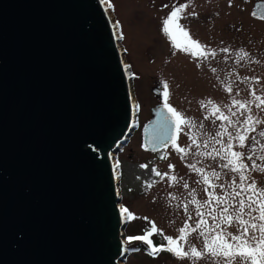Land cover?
<instances>
[{
    "label": "water",
    "instance_id": "95a60500",
    "mask_svg": "<svg viewBox=\"0 0 264 264\" xmlns=\"http://www.w3.org/2000/svg\"><path fill=\"white\" fill-rule=\"evenodd\" d=\"M251 14H264V0ZM119 38L101 0H0V264L124 258L108 152L137 121ZM162 108L141 126L146 149Z\"/></svg>",
    "mask_w": 264,
    "mask_h": 264
},
{
    "label": "rangeland",
    "instance_id": "374dc122",
    "mask_svg": "<svg viewBox=\"0 0 264 264\" xmlns=\"http://www.w3.org/2000/svg\"><path fill=\"white\" fill-rule=\"evenodd\" d=\"M254 1L110 0L113 7L102 2L112 14L116 34L122 33L118 45L122 50L124 62L130 65L133 72L131 93L135 98L137 125L120 148L110 152L116 170L114 180L117 181L115 186L120 198L118 206L120 209L122 206L127 207L135 217L126 219L124 237L141 234L142 228L151 225L152 222H155L158 229L163 230L164 235L175 237L179 235V228L186 219V214L178 205L186 198L188 190L183 189L180 184L171 182L168 177L163 179L157 177L152 171L154 168L162 175L168 172L169 176L183 177L190 187L197 188L198 193L203 187L194 183L199 177L187 167L191 158L181 159V153L171 145L155 151L142 147L141 126L151 116V106L163 102V95L155 94L152 88L159 85L162 89V82L167 81L169 103L186 116L193 117L196 122H203L205 130L214 132L215 126L211 121L203 119L207 112L200 107L199 101L212 98L221 106L230 103L231 96L224 90L221 80L235 81L231 95H235L239 89L240 98L248 97V84L243 81V77H260L261 85H264V20L251 14ZM180 4L188 5L182 13L184 18L180 23L187 28L193 39L217 51L221 47H229L233 51L243 48L250 53L248 59L253 62L249 63L246 60L237 65L231 53L228 54V60L224 59V53H219L215 59L198 66L197 58L176 48L171 37L162 31L164 19L174 6ZM116 22H119L118 27ZM177 40L182 42L184 38L177 33ZM256 60L260 62L255 63ZM211 67H216L217 72L212 73ZM229 72L239 73L241 79H237L235 74L229 77ZM253 113L264 118V112L254 106ZM177 143L187 146L191 141L182 132ZM142 164L148 167H140ZM169 164L175 168H169ZM252 175L261 182L263 174ZM145 182L152 183V187H148ZM170 192L177 196V200H171L168 196ZM200 195L203 196L202 193ZM124 217L126 218V214ZM145 217L148 219H144ZM164 235L155 236L166 244ZM123 241L126 243L125 238ZM189 241L195 243L197 247L201 244L195 233L189 236ZM125 249L129 248L126 246ZM139 249L136 252L126 250L124 258L118 260V263L192 264L191 260H181L170 252L162 251L158 255L149 256Z\"/></svg>",
    "mask_w": 264,
    "mask_h": 264
},
{
    "label": "snow or ice",
    "instance_id": "6c2138e0",
    "mask_svg": "<svg viewBox=\"0 0 264 264\" xmlns=\"http://www.w3.org/2000/svg\"><path fill=\"white\" fill-rule=\"evenodd\" d=\"M102 2L113 7L110 0ZM187 7V4L174 6L163 21L162 31L171 37L176 48L197 58L198 66L215 59L219 53L225 54V60L229 59L228 54L231 53L237 65L246 60L253 62L248 59L250 53L243 48L233 51L229 47H221L217 51L193 39L180 23ZM260 19L264 20V14ZM118 25L119 22H116ZM177 33L184 38L182 42L177 40ZM118 36L122 37V33H118ZM210 70L217 72L216 67ZM234 74L241 79L239 73L229 72L228 76ZM242 79L248 84L247 98H240L239 89L235 95H231L235 81L221 80L224 90L231 96L230 103L221 106L212 98L199 101L200 107L207 112L203 119L211 121L215 126L214 132L205 130L203 122L198 123L173 107L169 103V84L162 82L163 108L160 111L166 114L162 115L164 123L156 137L158 143H152V150L171 145L181 153V159L191 158L187 167L199 177L194 183L203 187L198 193L197 188L190 187L183 177L169 176L168 172L162 175L154 168L152 171L157 177H168L171 182L188 190L186 198L178 205L182 207L186 219L175 237L164 235L163 230L152 222L143 235L127 236L128 243L141 241L150 255L168 251L181 260H191L192 264L201 261L204 264H264V182L257 181L252 175L264 174V127H260L264 125V118L253 113V106L264 112V85L257 76ZM182 132L191 141L187 146L177 143ZM140 167L148 166L142 164ZM169 168L174 169L175 166L169 164ZM145 183L152 187V183ZM168 196L171 200H177L172 192ZM121 212L126 214V219L135 218L127 207L122 206ZM193 233L201 241L199 247L189 241ZM156 234L164 235L167 243L155 244L152 237ZM130 250L136 252L140 249L133 247Z\"/></svg>",
    "mask_w": 264,
    "mask_h": 264
},
{
    "label": "trees",
    "instance_id": "16d2710c",
    "mask_svg": "<svg viewBox=\"0 0 264 264\" xmlns=\"http://www.w3.org/2000/svg\"><path fill=\"white\" fill-rule=\"evenodd\" d=\"M151 227V225H146L144 228H142L143 230H145L146 228H150ZM142 230V233L140 234V233H138V234H133V235H131V236H134V235H143L144 234V231ZM128 236H130V235H128ZM127 237V236H126ZM126 237H125V241H126ZM152 239H153V241H154V243L155 244H157V245H159L160 243H161V241H160V239H158V237L157 236H155V235H153V237H152ZM126 245H127V247L129 248V249H131V248H133V247H135V248H141L145 253H147L149 256H153V255H150L149 254V251H148V249H147V246L143 243V242H141V241H133V242H131V243H128L127 241H126ZM163 252H168V251H163Z\"/></svg>",
    "mask_w": 264,
    "mask_h": 264
},
{
    "label": "bare ground",
    "instance_id": "6f19581e",
    "mask_svg": "<svg viewBox=\"0 0 264 264\" xmlns=\"http://www.w3.org/2000/svg\"><path fill=\"white\" fill-rule=\"evenodd\" d=\"M101 2H102V0H101ZM103 4V3H102ZM105 11H106V14H107V17L109 18V20H110V22H111V25H112V29H113V33L114 34H116V30H115V28H114V26H113V17H112V14H111V12L109 11V10H107L106 8H105ZM131 101H132V107H133V110H135V98H134V96H133V94L131 93ZM133 118H134V122H135V114H133ZM108 158H109V160H110V163H111V167H112V173H113V175H114V178H115V172H116V170H115V168H114V166L113 165H115L114 163H113V158L111 157V153L110 152H108ZM120 215H121V218H123L124 217V215L125 214H122V212H121V209H120Z\"/></svg>",
    "mask_w": 264,
    "mask_h": 264
}]
</instances>
